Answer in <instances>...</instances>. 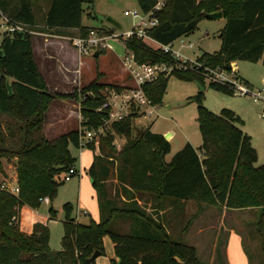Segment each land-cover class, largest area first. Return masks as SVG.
Instances as JSON below:
<instances>
[{
  "label": "trees",
  "instance_id": "1",
  "mask_svg": "<svg viewBox=\"0 0 264 264\" xmlns=\"http://www.w3.org/2000/svg\"><path fill=\"white\" fill-rule=\"evenodd\" d=\"M34 1L20 0L14 14L3 12L13 20L35 25ZM93 1L51 0L44 25L55 29L57 34L62 29L78 28V34L87 35L92 27L82 23L83 4ZM137 2L143 13L153 11L157 24L148 29V35L160 44L193 33L205 18L203 12L221 10L225 25L219 33V50L202 53L196 59L205 65L227 69L236 60L261 61L264 65V0H165L158 10H153L156 0ZM126 42L138 62L172 61L169 53L154 49L135 35ZM172 75L200 83L199 150L187 142L170 161H165L164 156L170 151L169 140L149 128L137 135L132 120L139 116V107L132 103L130 112L123 119L114 120L106 135L96 136L87 144L94 154L88 172L96 189L100 219L80 223L72 216V204L66 203L62 249L55 251L49 246L48 224L35 223L31 234L21 230V208L24 205L38 208L41 198L56 195L62 183L61 173L76 165L77 158L70 145L79 147L80 132L97 129L110 115V106L98 110L108 100L103 91L110 88L122 92L127 86L102 82L100 78L92 80L80 91L82 128L48 139L44 133L46 113L58 94L48 89L39 71L32 35L4 33L0 45V115L9 114L20 124L15 127L9 124L7 132L0 131V170L4 157L17 158L19 192L0 188V264H93L90 257L97 250L104 253L103 238L107 234L115 251L110 264H208L198 257L194 246L170 238L158 212L166 199L264 211V164L254 165L257 153L250 136L241 128L242 119L231 109L214 113L202 105L200 89L204 77L198 70H175ZM168 77L159 76L143 85L152 105L161 102ZM209 85L234 94L225 84L210 82ZM117 134L124 136L126 143L114 156L105 143H113ZM8 138L12 145L7 144ZM115 159L119 162L116 177L123 191L120 199L109 196L106 184L110 170L104 162ZM142 192L152 197L149 212L139 203L137 194ZM50 212L55 215L53 208ZM119 222L128 223V229L124 230ZM260 228L264 243L262 225Z\"/></svg>",
  "mask_w": 264,
  "mask_h": 264
},
{
  "label": "rangeland",
  "instance_id": "2",
  "mask_svg": "<svg viewBox=\"0 0 264 264\" xmlns=\"http://www.w3.org/2000/svg\"><path fill=\"white\" fill-rule=\"evenodd\" d=\"M6 1L9 5L5 11L13 14L15 7L20 5V0ZM50 3L51 0H35L33 3V10L38 20L36 29L41 32H48V28L44 25V18ZM126 10H137L141 13L137 0H94L92 3L86 2L83 4L82 23L84 26L92 28H112L113 26L107 20L111 16L122 24L119 31L125 33L131 30L135 22L139 20L132 15H126ZM1 23L2 20L0 19V25ZM224 25L225 18L220 20L201 19L196 30L185 36V41L191 42L193 46L182 48V53L195 59L202 53H212L219 50L221 45L219 33ZM5 32V28L0 26V45ZM117 43L124 45L123 41ZM149 44L156 46L152 42ZM175 47H179L178 41L175 42ZM88 59L90 61V71L88 72L90 76L87 82L78 87V94L90 83V79L93 80L94 78H100L102 82L118 83L123 80L128 84L130 81L129 85H132L128 73L121 70V65L113 50L108 48L98 58L89 56ZM234 68L238 75L247 80L248 84L241 78L253 91L260 88L264 78V65L261 61L236 60ZM84 75L86 76V73ZM54 80L57 82L61 79L56 77ZM209 83L210 81L204 78L202 105L214 113H219L223 108L233 110L242 119V130L250 136L251 145L256 150L257 159L254 165L264 164V99H254L250 94L223 93L210 87ZM64 88V86H57L60 91H63ZM198 90L199 87L194 80L170 75L161 102L153 107L139 108V116L132 120L134 132L139 128L142 130L149 128L163 136H165L163 132L172 133L169 139L170 151L164 156L165 161H170L175 152L187 142L199 150L202 139L197 120ZM76 92L72 91L67 97H70L72 102L78 103V100L75 99ZM56 94L58 96L55 99L65 97L59 93ZM82 98L83 96L80 97L81 100ZM9 124L15 127L20 123L9 114L0 115V131L7 132ZM81 124L82 116L80 118L71 114L63 121L60 120L57 127H52V131L48 130L49 132L46 134L52 138L70 129H81ZM134 132L133 135H135ZM116 139V144L105 143L107 150L112 151L114 156L121 152L126 143L124 136L117 134ZM8 143L12 145L9 138ZM70 148L77 158L78 174L73 175L71 180L65 181L66 171L62 172L60 175L62 183L58 186L56 195L51 198V204L42 202L37 208L40 214L49 217L48 226L51 232L49 246L55 251L62 249L66 203L72 204V216L77 217L80 223L88 224L91 219H100L96 189L88 172L94 159L93 151L84 148L81 156L79 147L71 144ZM110 160L104 162V165L110 170L106 181L109 196L113 199H120L123 191L116 177V168L119 162L117 159ZM16 179H18L17 158L15 156L4 157L0 170V182H6L12 186ZM137 195H139V203L143 208L147 212L151 211L153 206L151 195L147 192ZM51 208L55 211L54 216L51 215ZM158 212L160 221L170 238L194 246L198 257L208 264H264V243L259 232L261 225L264 231V211L260 208L229 209L223 204L198 203L195 200L173 202L166 199ZM119 224L124 230L128 229V223L119 222ZM226 227H232L240 233L243 240H228ZM226 241H229L227 245H225ZM103 243L104 253L97 257L96 263L110 264L111 259L115 258L114 243L110 235L104 236Z\"/></svg>",
  "mask_w": 264,
  "mask_h": 264
},
{
  "label": "built area",
  "instance_id": "3",
  "mask_svg": "<svg viewBox=\"0 0 264 264\" xmlns=\"http://www.w3.org/2000/svg\"><path fill=\"white\" fill-rule=\"evenodd\" d=\"M165 0H156L153 10H158L164 4ZM153 14V11L147 13H139L137 10H126V15H132L134 18H139L133 25L131 30L125 33H121L120 29L112 28H92L87 35H69L67 36L71 45L81 54L85 56H94L98 51H105L108 48L113 50L122 62L123 71L128 73L132 80V85H128L122 92H117L114 89L106 88L104 94L107 96V102H105L98 110H103L110 106V115L105 120L104 124L97 129H84L80 132V155H83V149L88 148L87 144L93 141L96 136H104L111 129V124L114 120L123 119L131 110L132 103L137 107H153L150 100L144 93L143 85L155 80L159 76H170L175 70L193 69L198 70L204 78H207L210 82L220 83L227 85L234 94H250L254 99H264V78L261 81L260 88L257 91H253L245 82L241 80V77L237 74L233 62L229 69L223 66L212 67L199 62L196 58H191L188 55L182 53V48H191L193 44L185 41V36L178 37L167 44H160L156 40L152 39L148 35V29L157 24L155 17L150 18L149 14ZM2 23L0 26L5 28L7 33H22V34H36L47 35L46 32H41L36 29L37 24L30 25L28 23L13 20L7 14L0 9ZM137 36L143 39V41L149 46L161 48L164 53H169L172 56L170 62H138L134 59L132 50L128 48L126 40L132 36ZM123 41L124 45L122 50H119L116 46V42ZM179 42V47H175V42ZM155 43L156 46L149 44ZM117 98H119L117 100ZM116 135L113 141L116 144ZM78 174L77 166L74 165L66 171L64 177L65 181H69L73 175ZM0 188L10 191L12 193H18L19 187L17 184L8 185L6 182H0ZM41 202L50 203L51 198L45 196L41 198Z\"/></svg>",
  "mask_w": 264,
  "mask_h": 264
},
{
  "label": "crops",
  "instance_id": "4",
  "mask_svg": "<svg viewBox=\"0 0 264 264\" xmlns=\"http://www.w3.org/2000/svg\"><path fill=\"white\" fill-rule=\"evenodd\" d=\"M8 5L9 4L6 0H0V8L2 9V11H5V8H8ZM17 9L18 6L15 7L13 14L17 11ZM47 11L48 9L46 10L45 13H47ZM47 31H48L46 33L47 35L31 34L35 60L38 65L39 71L41 72L42 76L44 77L47 83L48 89L53 93L63 94L65 97H62V99H55L52 102L49 110L47 111L46 121L44 125L45 134L49 132L48 130L52 131V127L53 128L57 127V124L60 120L63 121L64 118L69 117L71 114L81 118L80 109H81L82 100L80 99L81 97L80 94H78L79 92L78 87L83 85L84 82H87V80L89 79L88 77L90 76V74L88 73L90 71V61L88 59L89 56L81 55L71 45L70 41L67 38L69 34L72 35L78 34L79 29L78 28L62 29L60 31L61 34L54 33L55 29L53 28L52 29L48 28ZM115 44L119 50H122L123 45H119L117 42ZM117 59L121 65L122 68L121 70L123 71L121 60L118 55H117ZM84 73H86V76L84 75ZM239 76L241 77V75ZM56 77H60L61 80H57L56 82V80H54V78ZM242 79L248 84L247 80H245L244 78ZM91 81L92 79H90V82ZM118 83L124 86H128L130 84V81L128 84L123 82V80ZM58 85L64 86L65 87L64 90L60 91L59 89H57ZM72 91L75 92L77 91L75 94V99L78 100V103L72 102L70 97H67L69 94L72 93ZM242 126H243V122L241 124V128ZM163 133L169 134V138L167 140H169L170 137L172 136V133L169 131ZM46 137L48 139L54 138V137L49 138L47 134ZM81 165H83V163H81ZM13 183L14 185L17 184V179ZM46 204L49 205L51 204V202ZM20 219H21V229L29 234L33 232L35 223L42 222L48 224L49 222V217L47 215L40 214L37 208H32L28 205H24L21 208ZM226 230L228 231V236H229L228 240L229 239L243 240L242 235L237 231H235L232 227H226ZM228 242L229 241H226L225 245H227Z\"/></svg>",
  "mask_w": 264,
  "mask_h": 264
},
{
  "label": "water",
  "instance_id": "5",
  "mask_svg": "<svg viewBox=\"0 0 264 264\" xmlns=\"http://www.w3.org/2000/svg\"><path fill=\"white\" fill-rule=\"evenodd\" d=\"M203 15L206 19H210V20H219V19H222L223 18V13L221 10H216V11H212V12H203ZM149 17L152 18L154 17V14H149ZM108 22L111 23V25L115 28V29H121L122 28V24L116 20L115 18L109 16L107 18ZM220 35V34H219ZM99 56L98 52L95 53V57ZM198 87L200 86V83L196 82ZM7 87H8V90H9V94H12L13 93V89H12V86L10 84L9 81H7ZM200 90H203V88L201 87ZM138 133L137 135H140L142 133V129L139 128L137 129ZM166 139L169 138V134H165L164 136ZM101 255V251L97 250L93 253V255L90 257V260L93 264L96 263V260H97V257Z\"/></svg>",
  "mask_w": 264,
  "mask_h": 264
}]
</instances>
